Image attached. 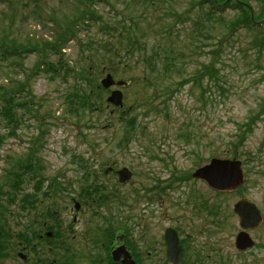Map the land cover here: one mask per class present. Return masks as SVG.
<instances>
[{"label":"rangeland","instance_id":"374dc122","mask_svg":"<svg viewBox=\"0 0 264 264\" xmlns=\"http://www.w3.org/2000/svg\"><path fill=\"white\" fill-rule=\"evenodd\" d=\"M143 1L108 0L96 6L95 12L104 18L116 13L136 16L138 28H144L149 34L150 46L155 42L158 50L163 45L181 49L183 60L176 65L184 68L183 76L189 82L183 83L186 79L174 76L167 80L163 86L170 91L165 98L169 100L162 104L156 97L152 104L158 109L154 110L157 113L150 111L144 116L145 110L136 105L137 96L143 93L144 67L136 63L129 65L136 68L133 72L121 70L120 79H138L122 90L123 109L132 106L130 115L146 127V131L132 134L128 141L123 139L121 145L118 141L124 138L119 122L122 110L104 104L99 112L87 113L79 120L67 114L63 101L77 86L76 74L62 79L46 72V68L35 70L34 66L43 58L36 53L22 59L0 60V85L12 86L13 81H23L26 74H31L29 86L33 94V104L27 100L29 109L21 116L15 136L6 137L0 148V200L6 203L7 196L2 193L12 194L10 185L5 182V173L13 172L14 163L27 158L33 146L36 151L27 165L40 168L39 175L45 180L41 193L36 196L37 207L30 213L21 212L14 205L8 206L13 215L9 219L11 228L18 236L20 229L35 221L33 216L54 210L56 219L48 221L47 225L59 226L57 230L61 236L48 244L60 248L63 243L69 253H86L91 259L102 256L101 249L92 242L93 234L101 238V231L111 223L127 229L141 250L148 248L142 255L150 252L151 259L143 260V264H166L162 235L167 227L174 228L181 236L187 233L192 237L187 251L189 264H264V0H215L218 10L223 12V20L230 22L229 27L236 28L239 12L231 6L240 2L242 4L237 5H244L252 16L259 18L256 21L259 28L248 31L240 26L222 45L215 63L216 73L211 74L213 79L208 75L203 81L204 87L208 85L206 92L197 90L190 80L196 69L207 65L209 52L226 33L214 22L216 14L214 19L206 17L216 11L215 6L211 8L204 0H157L161 6L143 12L137 5ZM74 2L11 0L10 6L0 4V34L8 36L5 40L8 44L10 39L16 44L28 39L31 42L41 38L50 40L55 21L66 22V15L78 11H75L76 2L73 10L71 8ZM209 9L212 11L208 12ZM88 25L80 28L87 27L89 33L82 30L77 35L83 38V44L85 35L95 33V28ZM62 53L64 61L69 63L65 70L72 66L76 73H83L87 68L76 42L69 41ZM48 57L52 61L55 59L50 54ZM102 77L104 74L100 79ZM172 80L180 82L181 86L176 85L174 90ZM22 112L19 109V113ZM39 117H43L42 123ZM7 131L0 118V135ZM185 135L192 136L193 140L186 139ZM37 138L39 142L33 145ZM235 148L245 176L243 187L238 191L218 194L201 181L191 177L185 179L211 157L227 158ZM112 162L118 168L124 166L131 170L133 178L128 185H119L112 177L103 178L104 170ZM52 177L58 183L56 189L48 188ZM94 178L96 183L101 182L107 188L109 195V203L98 208L87 207L79 199L81 189ZM23 184V190H30V184ZM32 188L37 190V185ZM42 193L50 197L45 198ZM20 196L18 193L17 198ZM240 196L254 202L263 215L261 225L247 231L255 247L245 253H239L234 247L235 235L241 228L232 207ZM72 198L81 203L80 212L74 211ZM203 206L208 210H202ZM40 224L38 218L33 226L37 236L42 234ZM17 241L19 239L15 238V243ZM36 244L39 247L40 243ZM53 249L55 252L54 246ZM34 254L37 256L33 258L30 254V261L43 256L44 250L36 249ZM63 255L67 256V252ZM5 256L17 264L20 262L16 259V251H7L2 252L0 264Z\"/></svg>","mask_w":264,"mask_h":264},{"label":"trees","instance_id":"16d2710c","mask_svg":"<svg viewBox=\"0 0 264 264\" xmlns=\"http://www.w3.org/2000/svg\"><path fill=\"white\" fill-rule=\"evenodd\" d=\"M156 3L153 4L152 0H144L141 4H137L138 8L145 12L147 9L153 8L154 6L158 7L161 4L155 0ZM205 2L210 3V7L216 10L214 13L207 14L206 17L214 19V15H217L214 22L219 23V26L226 30V33L219 37L218 45L213 51L209 52L210 60L207 65H203L195 70L192 75L194 87L199 91L206 92V87L203 86V81L209 75L211 79V74L216 73L215 63L218 62V57L221 52L222 45L228 42V39L233 36L232 33L236 31L240 26L245 28L248 31H256L259 26L256 24V21L259 18H255L250 14V12L244 8V5H237L234 3L231 6V9L239 12V20L237 21L236 28H233V25H230V22L223 20V12L218 10L215 0H204ZM11 0H0V4L7 3L10 6ZM77 7L73 15H66V22L59 20L55 21L53 24V32L50 40L41 38L40 40L36 39L30 41L26 40L24 43H14L13 41L8 42L5 40L8 39L5 33L0 34V60L6 61L8 59L16 58L22 59L21 57L28 54L36 53L38 56L43 58L39 59L38 63L34 66V69L37 68H46L45 71L50 73L54 77H61L66 79L67 76L77 75L75 78L77 86L70 95H67L65 98V108L69 116L75 117L79 120L85 114H93L102 110L104 106V90L100 86V77L105 73H110L113 77L121 78V70L133 72L136 70L135 67L129 66L130 64L135 65L140 63L144 69L142 72V84H143V93L137 96L136 105L139 108H143L145 111L143 115H147L148 112L158 110L153 106L152 101L155 98H160L162 104L167 103L169 99L165 101V98H168L170 91L167 87L163 85L169 79L178 77L181 79H186L184 82H189L187 78L183 76L184 68L178 67L176 63H181L183 60L182 50L179 48L173 49L166 46H161L160 50L155 47L156 43L154 42L150 46L149 34L145 32V29H139V23H136L139 18L136 16L125 15L121 13H116L115 16L104 18L97 12H95V7L100 4H106L108 0H75ZM74 3H71V8L75 6ZM133 2V0H131ZM109 4V3H108ZM116 10V9H112ZM212 10L209 9L208 12ZM263 12V11H262ZM83 13L82 15H79ZM78 14V16H76ZM254 14V13H253ZM119 15V17H117ZM219 16V17H218ZM146 19L143 20L145 22ZM89 24V28H95V33L90 35H85L86 39L83 44V38L79 39L77 37L80 34V31L83 29L81 26ZM87 28V27H86ZM84 29L86 33H89L87 29ZM100 33V34H99ZM69 41H74L80 47V53L83 54L82 58L87 66L83 69V73H76L75 69L72 66H68L65 70L66 65H69L68 61H64V54L62 51L65 50L66 45ZM82 41V42H81ZM39 43V44H37ZM54 56V61L50 60L48 55ZM33 71V70H32ZM17 72V71H16ZM43 72V71H42ZM31 79V74H26L23 78V81H13L14 85H0V118L5 124V127L8 128L6 134L0 135V147L3 144V141L6 137L15 136V131L21 124V116L29 109V104H33V94L29 86ZM129 82H135L138 79L130 78L127 79ZM172 86H181L180 82L174 80L171 81ZM149 88H152V91H148ZM222 90V88H220ZM137 94V93H136ZM24 95V97H22ZM138 95V94H137ZM201 98H203L202 93L200 92ZM127 99L128 96L126 97ZM130 109L122 111L121 116L119 117V122L122 123L124 129V138L118 141V145H121V142L124 140L131 139L132 134L135 135L136 132L146 131V127L138 122L137 117L131 116ZM19 109H22L23 112L19 113ZM147 112V113H146ZM157 113V111H154ZM159 112V111H158ZM66 114V113H65ZM39 122L42 123L41 117H39ZM186 139L190 141L193 140L192 136L185 135ZM126 141V142H127ZM188 141V142H190ZM39 142L37 138L33 145ZM231 157L236 158L238 153L236 148L230 153ZM29 174L31 180H36L37 192L42 189L43 179H38L37 172L28 171V169L20 168L19 171L14 172L13 177L10 180V193H5L7 196L8 204L19 203L20 207L23 209L27 206H31L33 210L37 207L38 200L36 196H22L17 198V194L21 193L20 185L23 183L24 175ZM33 174L36 176L33 177ZM91 182L86 188H83L80 192L81 202L92 208H98L102 205H107L109 201L105 198L104 192L101 190V183ZM56 185H49L50 189H56ZM45 198L50 196L47 194L43 195ZM204 210H208L204 206ZM41 220L40 228H48L47 221L53 220L55 218V213L52 210H47L43 215L35 216V221H31L21 232L16 236L15 232L12 231L11 225L9 229L5 227L7 219L4 217V214L0 212V252L1 248L4 245H1L2 238L9 239L10 237H18L23 240L31 242L32 238L36 237V233L33 230V226L37 223V219ZM107 221L108 218L104 217ZM52 229V225H50ZM115 230V229H113ZM110 231V230H109ZM57 233H53V236ZM61 236V235H59ZM108 236V235H107ZM106 235L104 237H107ZM68 248V247H67ZM67 252L68 249H66Z\"/></svg>","mask_w":264,"mask_h":264},{"label":"water","instance_id":"95a60500","mask_svg":"<svg viewBox=\"0 0 264 264\" xmlns=\"http://www.w3.org/2000/svg\"><path fill=\"white\" fill-rule=\"evenodd\" d=\"M101 85L104 88H109L113 85L122 86L125 83L123 81L115 82L110 75H106L102 79ZM107 102L114 106H121V92L119 90H113L107 98ZM118 175L119 181L125 182L130 178L131 174L126 168H123L118 171ZM193 177L205 181L209 187L220 191L235 190L242 183L243 179L239 161L215 158L209 164L197 169ZM75 206L77 208L78 204L76 203ZM233 211L238 218L240 227L243 229L236 235L235 247L239 251L248 250L252 247L253 242L244 230L257 228L262 220L261 214L254 204L245 199H240L236 202L233 206ZM164 241L168 261L177 264L180 257V246L176 232L170 228L166 229L164 232ZM121 254L124 255L122 264H134L129 259L123 247L113 251V259L117 261Z\"/></svg>","mask_w":264,"mask_h":264},{"label":"flooded vegetation","instance_id":"af4514ba","mask_svg":"<svg viewBox=\"0 0 264 264\" xmlns=\"http://www.w3.org/2000/svg\"><path fill=\"white\" fill-rule=\"evenodd\" d=\"M107 174L109 176H112V177L116 176V168L112 167L108 171ZM194 208H195V206H194ZM175 231L177 232V235L179 237V242L181 245V260H180L179 264H189L187 261V260H189L187 258L189 253H187V251H188V246L190 245L189 242H192L193 239H192V237H189V234H187V233H184L185 236H181V235H179V232L177 230H175ZM40 241H43L42 237L38 238V242H40ZM105 242H107V244ZM19 243L20 242H18V248L26 254L21 256L23 258H20V259L16 258V259H19V261H20L18 264H78V262L80 264H94V262H97L98 264H120L122 257L118 260V262H114L111 259L112 250H114L117 246H120V245H123L125 247V249L129 252L130 259L134 262V264H143V260L149 261L151 259L150 252L145 253L146 257L143 256L141 253V251L144 253L148 248L145 251L141 250L140 247L138 246V243L136 242V240H134V239L128 240V238L127 239L122 238L121 241L117 240V242L115 240H112V239L111 240H103V243H101V246L102 247L106 246V248L110 249L109 255H106L105 253H100L102 256L95 257L93 259H91V257L88 256L87 254L70 253V254H68V256H66V255L59 253L58 252L59 249H57V253H44L43 256L35 259L34 261H30L27 258V255L29 253L31 254L30 257H33V256L36 257L37 256L35 254H32L31 250L37 249V251H39L40 249H42V250L46 249L47 251H52L53 248L52 247L44 248L42 245L38 247L37 244L26 248L22 244H19ZM44 245H46V244H44ZM162 245H163V251H164L163 242H162ZM103 255H105V257H103ZM1 259H2V257H0V261H1ZM104 259H106V263H104ZM2 264H17V263H15V261L12 262V260H10V259L9 260L4 259Z\"/></svg>","mask_w":264,"mask_h":264}]
</instances>
